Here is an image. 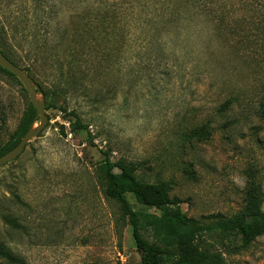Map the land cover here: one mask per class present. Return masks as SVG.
<instances>
[{
    "label": "rangeland",
    "instance_id": "374dc122",
    "mask_svg": "<svg viewBox=\"0 0 264 264\" xmlns=\"http://www.w3.org/2000/svg\"><path fill=\"white\" fill-rule=\"evenodd\" d=\"M112 3L0 0L5 46L20 66L33 68L47 116L21 154L0 166V248L19 264L139 263L127 219L104 196L96 173L103 152L135 165L141 180L167 183L186 217H230L251 185L264 212V5L234 0L228 20L214 24L188 9L173 21L156 18L152 7L137 9L133 0L116 8L132 17L126 24L112 18L106 30L113 34L89 36L88 8ZM19 4L29 19L38 14L26 35L11 13ZM104 26L98 22L94 32ZM76 76L82 88L67 86L66 112L73 110L88 132H71L64 112L46 109L45 91ZM28 103L17 78L0 71L2 141ZM202 125L208 137L197 139L192 132ZM127 199L135 210L159 214ZM143 235L154 240L151 229ZM239 243L215 231L195 246L203 264H264V235L246 248ZM0 264L11 263L0 257Z\"/></svg>",
    "mask_w": 264,
    "mask_h": 264
},
{
    "label": "trees",
    "instance_id": "16d2710c",
    "mask_svg": "<svg viewBox=\"0 0 264 264\" xmlns=\"http://www.w3.org/2000/svg\"><path fill=\"white\" fill-rule=\"evenodd\" d=\"M133 0H115L116 3L105 4L95 8H88L85 14L90 23L89 36L95 37L103 34H113L106 30L111 28L107 26L108 20L118 19L120 23L125 22L126 18L131 17L124 12V9H116L121 3ZM239 3H254L264 5V0H236ZM140 7L148 6L155 10L156 18L163 17L167 21H173L175 18H181L182 12L186 9L194 10L198 15H204L210 22L217 24L226 22L229 17L228 5H233L234 0H134ZM221 4L220 7L218 4ZM51 12V11H50ZM15 17L16 25L20 28V34L26 35L32 32L35 27V19L38 14H34L33 20L28 18V12L20 4L11 11ZM49 16V12L46 13ZM51 14V13H50ZM36 15V16H35ZM140 16V15H139ZM77 17L84 18L82 15ZM76 17V18H77ZM132 18V17H131ZM98 22L105 24L104 30L94 32ZM124 25V24H123ZM103 27V24H102ZM27 32V33H26ZM105 32V33H104ZM123 39L126 38V29L120 31ZM34 33L32 34V36ZM5 37L0 32V50L1 52L17 66L24 69L33 79V68L28 65L20 66L9 53L5 46ZM83 52L79 54L81 57ZM38 56V55H36ZM90 56V53H88ZM38 57L35 58L38 61ZM42 60V58H40ZM48 59V57L46 58ZM44 61V59H43ZM46 61V60H45ZM50 69V68H49ZM0 71L16 78L13 74L0 67ZM18 80V79H17ZM66 80V81H65ZM82 76L65 78L61 84L62 87L54 91H45L47 99L46 109L59 108L66 114L69 121L71 132L87 130L78 115L73 111H67L65 102L69 84L74 89L82 88ZM61 101V105L56 107V103ZM229 102L226 101L220 107V111L228 108ZM36 111L31 103H28L18 127L6 141L0 139V156L13 148L22 138L27 129L36 122ZM193 136L197 139H206L209 131L200 126L193 131ZM88 140L92 142V136L88 133ZM103 157L99 161L96 173L101 181L103 194L106 198L116 201L119 205L122 217L127 219L131 228V235L135 250L140 256L138 264H203L206 263L204 256L196 252L195 242L200 235L207 232H221L224 235H234L239 238V245L246 248L253 241L264 235V212L260 210V192L257 187L251 185L245 192L244 205L238 213L223 217L220 214L202 216L199 219L189 218L180 210L177 199L169 198V187L164 181L149 182L141 180L136 175V167L132 163L124 160L111 161L107 153L103 152ZM127 195L134 198L137 204L154 208L159 211L158 215L144 213L135 210L127 199ZM2 219L12 225L17 226L15 218L2 216ZM151 229L154 240L149 241L143 235L144 231ZM0 257L7 262L19 264V261L7 251L0 248Z\"/></svg>",
    "mask_w": 264,
    "mask_h": 264
},
{
    "label": "water",
    "instance_id": "95a60500",
    "mask_svg": "<svg viewBox=\"0 0 264 264\" xmlns=\"http://www.w3.org/2000/svg\"><path fill=\"white\" fill-rule=\"evenodd\" d=\"M0 67L13 74L18 81L23 86L25 92L27 93L28 99L32 106L34 107L36 114L35 120H37V125L31 126L24 133L19 142L10 150L5 152L0 156V166L10 162L11 160L18 157L24 150L27 143L34 137H36L39 132L44 127L47 122V116L44 112V97L39 90V86L33 80V78L21 67L17 66L11 60H9L0 50ZM39 94V96H38Z\"/></svg>",
    "mask_w": 264,
    "mask_h": 264
}]
</instances>
